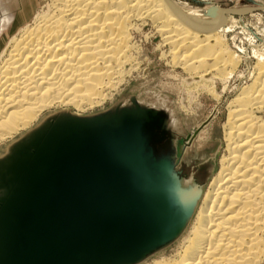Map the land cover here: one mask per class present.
<instances>
[{
  "label": "bare ground",
  "instance_id": "bare-ground-1",
  "mask_svg": "<svg viewBox=\"0 0 264 264\" xmlns=\"http://www.w3.org/2000/svg\"><path fill=\"white\" fill-rule=\"evenodd\" d=\"M216 13L232 10L176 0H46L0 52V144L44 108L78 109L108 97L133 69L135 36L149 24L174 65L191 75L185 91L194 87L220 101L246 57L228 46L232 26L221 27ZM252 56L248 80L226 97L223 151L190 218L170 243L134 264H264V47ZM160 99L138 100L163 107L178 126Z\"/></svg>",
  "mask_w": 264,
  "mask_h": 264
},
{
  "label": "water",
  "instance_id": "water-1",
  "mask_svg": "<svg viewBox=\"0 0 264 264\" xmlns=\"http://www.w3.org/2000/svg\"><path fill=\"white\" fill-rule=\"evenodd\" d=\"M161 106L58 109L0 153V264H134L170 243L201 185Z\"/></svg>",
  "mask_w": 264,
  "mask_h": 264
},
{
  "label": "rangeland",
  "instance_id": "rangeland-1",
  "mask_svg": "<svg viewBox=\"0 0 264 264\" xmlns=\"http://www.w3.org/2000/svg\"><path fill=\"white\" fill-rule=\"evenodd\" d=\"M176 1L195 9L232 10V13H216L215 16L221 27L232 26L226 34L228 46L246 59H243L238 66L237 72L241 73L240 76L233 75L230 78L228 91L226 90L220 101L216 102L207 92L197 91L194 87L190 88V92L185 91L187 89L185 81H190L191 75L181 66L174 65L171 61L169 46L161 43V37L149 24L135 36L140 52L135 51L133 54L135 55L133 69L130 70L126 79L112 90L110 95H107L108 97L93 106L84 105L78 109L71 104H67L65 108L60 105L44 108L30 125L0 144V153L8 142L52 111L64 108L84 114L104 109L117 100H128L129 95L152 103L159 102L163 97L165 107L169 108L178 119V126L173 127L177 133L175 141L177 167L182 175L192 176L196 182L204 186V191L217 166V158L223 151L222 126L226 118V97L235 93L236 86L248 80L246 69L249 72L255 60L252 56L253 51L264 47V3L257 0ZM45 2L46 0H0V52L12 34L22 25L30 22L37 9L44 6ZM243 9H249L251 12H237ZM210 76L211 74L207 77ZM195 79L197 81L198 77ZM215 85L220 91L222 83L216 80ZM189 93L193 95L190 101L187 97ZM189 103L191 106L188 105Z\"/></svg>",
  "mask_w": 264,
  "mask_h": 264
},
{
  "label": "crops",
  "instance_id": "crops-1",
  "mask_svg": "<svg viewBox=\"0 0 264 264\" xmlns=\"http://www.w3.org/2000/svg\"><path fill=\"white\" fill-rule=\"evenodd\" d=\"M257 1L264 3V0H257Z\"/></svg>",
  "mask_w": 264,
  "mask_h": 264
}]
</instances>
